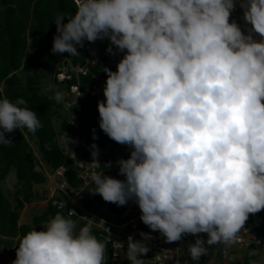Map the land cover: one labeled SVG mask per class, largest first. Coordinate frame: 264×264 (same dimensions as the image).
I'll return each instance as SVG.
<instances>
[{"label":"clouds","instance_id":"obj_1","mask_svg":"<svg viewBox=\"0 0 264 264\" xmlns=\"http://www.w3.org/2000/svg\"><path fill=\"white\" fill-rule=\"evenodd\" d=\"M237 4L246 31L231 19ZM75 5L73 15L55 18L51 52L77 56L85 41L107 38V52L114 55L115 46L123 54L115 71L103 69L104 99L97 109L99 128L131 152L117 161L125 179L91 172L93 192L118 206L134 201L143 224L169 243L195 236L187 246L192 260L207 255L209 246L237 243L250 214L264 211V0ZM44 92L71 110L81 96L66 100L51 83ZM41 127L28 101L0 97V145H11L6 134L15 130L34 134ZM66 137L68 145L75 142ZM92 149L95 161V144ZM74 214L58 212L24 234L12 264H108V248L93 233L92 220L77 229ZM140 236L128 237L130 264H144L140 257L149 251L144 241L150 233ZM260 250L250 248L248 255Z\"/></svg>","mask_w":264,"mask_h":264},{"label":"trees","instance_id":"obj_2","mask_svg":"<svg viewBox=\"0 0 264 264\" xmlns=\"http://www.w3.org/2000/svg\"><path fill=\"white\" fill-rule=\"evenodd\" d=\"M0 9V97L6 96L13 102L17 98L25 99L43 125L34 134L26 129L6 134L13 143L0 145V246L7 250L8 256L15 259L16 247L24 234L33 228L40 230L58 212L67 216L49 200L45 210L34 215L30 223H19L25 204L46 200L48 196L47 189L36 188V185H44L48 178L43 169L36 168L40 163L30 140L36 142L41 158L47 162L49 170L72 162L71 159L64 158L58 145L53 119L56 116L62 118L63 129L72 130L73 127L67 124L66 115L59 110L56 101L49 98L51 93L44 92L47 86L38 72L45 71L53 77L57 60V54L51 52L53 37L57 34L54 20L60 14L73 15L76 6L73 0H4ZM64 23H67V17ZM30 46L33 48L31 55L28 54ZM109 46L110 41L106 47ZM86 53L81 52L75 61H82ZM31 61L37 62V66L23 80L18 71ZM90 77L84 76L82 81L90 80ZM73 83L75 80H66L60 86L69 87ZM81 88L85 97L82 99L79 123L91 133L99 126L94 116L98 111L97 102L103 98L91 97L85 84ZM85 137L88 138L86 135ZM127 148L126 157L129 158L131 149ZM83 149L86 154L93 151L91 147ZM11 171L18 180L13 201L4 194L1 187L2 181ZM65 177L71 185H80L76 169L69 168ZM248 220L258 222L255 233L264 239V211L250 214ZM76 225L79 229L85 223L77 222ZM141 227L146 228V225L142 224ZM92 230L98 237V231L94 228ZM248 253L249 250L245 251L242 259L235 264H249L250 260L262 257L261 253L256 257H250ZM124 264H129L126 259Z\"/></svg>","mask_w":264,"mask_h":264},{"label":"built area","instance_id":"obj_3","mask_svg":"<svg viewBox=\"0 0 264 264\" xmlns=\"http://www.w3.org/2000/svg\"><path fill=\"white\" fill-rule=\"evenodd\" d=\"M4 0H0V4ZM75 4V0H73ZM76 6V5H75ZM232 20H235L243 30H247L249 25L243 20V10L237 4L236 9L232 12ZM256 37V36H254ZM108 39L97 40L95 42H84V47H78V51L87 52L82 61H75L77 56H69L68 53L57 54L56 65L54 67L53 82L57 86L63 84L66 80H75V83L69 87L62 86L61 91L65 92V99L72 100L76 92L81 96L77 98V105L71 110L66 109L63 104H57L59 110L67 114L66 122L72 130L63 129V119L61 120L60 129L56 127V140L63 152L65 159H71L70 165L61 164L55 169L45 171L48 178V196L44 200L47 205L51 200L52 205L63 211L67 216L74 211L76 214L71 218L77 223L93 222V228L98 231V238L105 242L108 250V264H124L125 259L130 264L126 256L127 240L132 236L134 240H142L141 232L150 233L151 239L144 241L149 247L146 255L140 257L144 264H235L244 252L250 248L260 247V253L264 257V239L255 233V228L259 225L256 221L247 220L245 229L240 233V239L234 245L228 247L224 244L213 245L208 250L207 255L202 256L199 260H192L188 254L187 246L194 243L196 237L187 235L180 241L169 243L159 233L153 232L146 226L142 228L143 222L140 220L141 212L138 205L129 200L124 206H118L114 203L105 202L98 193H94V184L90 180V174L93 171H102L104 175L112 176L117 179H125L119 174V165L117 161L127 159V146L120 145L107 136L99 126L94 132H87L79 123L80 111L82 109V99L85 92L82 85H86L91 97H103V87L107 76L103 71L105 67L116 70V65L122 57L113 47V54L107 52L106 45ZM84 76H91L90 80L82 81ZM73 112V113H72ZM73 115V121H72ZM95 119L99 123V113L95 114ZM55 119V117H54ZM53 119V120H54ZM55 124V121H54ZM56 126V125H55ZM66 135L74 143L68 145ZM88 136L90 141H87ZM95 135V140H94ZM95 144L98 149V156L93 160L92 152L86 154L84 147H91ZM98 164H96V163ZM107 162H111V167H105ZM69 168L77 170V178L80 185L75 187L71 185L65 177ZM41 170V169H38ZM64 207L61 208L60 205ZM201 238L207 239V234H200ZM256 240L261 241L259 245ZM121 244L123 247H121ZM207 246V245H206ZM14 259L8 256L7 250L0 247V264H12Z\"/></svg>","mask_w":264,"mask_h":264},{"label":"rangeland","instance_id":"obj_4","mask_svg":"<svg viewBox=\"0 0 264 264\" xmlns=\"http://www.w3.org/2000/svg\"><path fill=\"white\" fill-rule=\"evenodd\" d=\"M1 10V9H0ZM30 42V39H29ZM33 51V48L30 46L28 49V54L31 55ZM37 66V62L35 61H31L29 63H27V65L20 69L18 71V73L20 74V76L22 77L23 80H25L26 75L28 73H33L34 72V68ZM40 74V76L43 78L44 84L46 86H48V84H54L53 82V78L52 75L47 73V72H38ZM57 89H61V86H57ZM67 116V114H64ZM55 121V125L57 127V129H60V125H61V120H59L58 118L55 117L54 119ZM107 139H110L108 136H105ZM30 144L33 148V150L35 151L38 160H39V166H37V169H43L44 171H49L48 168V164L46 161H44L41 158V154L38 150L37 144L34 140H30ZM126 147V146H125ZM18 185V180L16 178V175L13 171H11L9 174L6 175L4 181H2L1 183V187H2V191L4 192V194L7 195V197L13 201V197H14V192L16 189V186ZM36 188H39L40 190L43 189H47L48 188V180L44 185H36ZM27 204H29L27 206ZM25 204V207L21 210V218L19 220V223H30L32 221L33 218V214L34 215H38L41 214L44 211V208L46 206L44 200L43 201H38V202H32V204L27 203ZM2 247V246H0ZM213 246H209V249H211ZM243 257V256H242ZM242 257L239 258L242 259ZM259 261H261V264H264V257H260L259 259H257Z\"/></svg>","mask_w":264,"mask_h":264},{"label":"crops","instance_id":"obj_5","mask_svg":"<svg viewBox=\"0 0 264 264\" xmlns=\"http://www.w3.org/2000/svg\"><path fill=\"white\" fill-rule=\"evenodd\" d=\"M30 204H32V203H30ZM29 204H27V206H28ZM47 206V205H46ZM46 206H45V208H46ZM45 208H44V210H45ZM33 216H34V214H33Z\"/></svg>","mask_w":264,"mask_h":264},{"label":"bare ground","instance_id":"obj_6","mask_svg":"<svg viewBox=\"0 0 264 264\" xmlns=\"http://www.w3.org/2000/svg\"><path fill=\"white\" fill-rule=\"evenodd\" d=\"M254 38H256V39H259V37H258V36L254 37Z\"/></svg>","mask_w":264,"mask_h":264},{"label":"water","instance_id":"obj_7","mask_svg":"<svg viewBox=\"0 0 264 264\" xmlns=\"http://www.w3.org/2000/svg\"><path fill=\"white\" fill-rule=\"evenodd\" d=\"M4 1L1 3V5H3Z\"/></svg>","mask_w":264,"mask_h":264}]
</instances>
